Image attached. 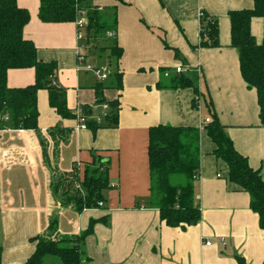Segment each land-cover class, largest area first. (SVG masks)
Segmentation results:
<instances>
[{
    "label": "crops",
    "instance_id": "crops-1",
    "mask_svg": "<svg viewBox=\"0 0 264 264\" xmlns=\"http://www.w3.org/2000/svg\"><path fill=\"white\" fill-rule=\"evenodd\" d=\"M86 1L115 12L117 28L110 40L122 50L117 65L120 89L111 75L99 83L78 66L74 23L44 24L38 19V0H16L19 8L29 12L23 35L33 42L37 59L57 64L56 83L66 90L67 109L73 114L102 102L118 105L114 125L108 122L96 131H75V119L59 117L48 105L47 92L41 90L37 93V133L0 131L1 264L26 262L34 250L32 240L45 233L56 208L49 189L50 167L61 172L76 167L82 174L85 164L99 158L108 165L112 186L103 210L79 215L62 210L58 223L59 236L67 239L85 232L90 220L109 217L107 226L96 225L85 240L89 264H238V258L245 264H263L264 234L258 216L250 210V197L227 180L226 166L213 156L215 147L202 129L205 119L217 120L234 149L264 181V128L259 124L257 96L241 77L228 18L229 12L250 9L251 2ZM200 13L217 20V47H196ZM250 32L261 43L264 20L252 19ZM107 54L99 49L87 51L86 62L112 73ZM177 67L196 73V94L193 89H157L162 70L173 76ZM33 83V69L7 73L11 89ZM98 89L102 102H97ZM193 101H197L194 107ZM157 125L201 130L194 191L201 220L185 230L165 226L157 210L146 207L148 131ZM54 258L45 257L42 264H58Z\"/></svg>",
    "mask_w": 264,
    "mask_h": 264
},
{
    "label": "trees",
    "instance_id": "trees-1",
    "mask_svg": "<svg viewBox=\"0 0 264 264\" xmlns=\"http://www.w3.org/2000/svg\"><path fill=\"white\" fill-rule=\"evenodd\" d=\"M38 19L44 24L75 23L86 19L84 28L87 51L98 49L107 51V65L114 69L111 78L117 89L121 88V76L117 65L122 50L107 36L117 28V18L113 9H100L87 4L86 0H38ZM252 4L250 9L228 13L230 21V44L238 52L239 70L244 83L257 96L258 118L264 128V35L257 43L251 35L250 25L254 18L264 20V0H245ZM30 21L27 10L19 8L16 0H0V131H38L37 93L44 90L48 94V105L63 119H74L66 106V90L56 83L57 64L43 63L37 59V50L32 41L24 38L23 30ZM200 23L197 48L218 46L217 20L204 14ZM111 41V42H109ZM34 70V83L25 88L11 89L7 86V73L11 70ZM157 84L159 90H195L196 73L174 74L163 77ZM101 89L96 91L97 102H102ZM197 101H193V107ZM110 114L101 126L92 118L91 111L82 107L81 113L88 120L89 130L96 131L106 123H116L117 102H110ZM214 145L213 156L224 163L227 180L250 197V210L258 216L259 227L264 234V181L259 172L250 168L247 159L233 147L224 128L217 120L202 128ZM201 130L197 128L157 125L148 131L147 157L150 176L149 196L146 207L157 210L159 219L165 226L180 228L195 226L201 220L200 208L195 199V182L199 177ZM46 157V147L42 137L37 136ZM85 164L82 174L76 167L69 172H61L50 167V194L55 210L48 219L45 233L32 240L34 250L23 264H42L45 257H56L62 264H89L85 253V240L93 234L96 225L108 224V216L90 220L87 230L78 236L63 239L58 233L59 216L62 210H70L79 215L85 210H103L107 193L112 189L107 171L108 165L101 162ZM102 204V206H99ZM101 207V208H100ZM0 246V257H1ZM238 264H245L240 258ZM1 264V258H0ZM264 264V261H263Z\"/></svg>",
    "mask_w": 264,
    "mask_h": 264
},
{
    "label": "built area",
    "instance_id": "built-area-1",
    "mask_svg": "<svg viewBox=\"0 0 264 264\" xmlns=\"http://www.w3.org/2000/svg\"><path fill=\"white\" fill-rule=\"evenodd\" d=\"M204 18V14L200 13L199 14V32H201L204 36V38H207L206 32L202 31V26H205V24L200 23L201 20ZM76 26V35H75V42H76V47H75V52H76V57H77V63L78 66L88 72L91 73L94 78L96 79L97 82H105L107 79H109L111 72L108 68L105 67H96V66H92L90 64H87L86 62V56H87V45L85 44V35H84V28L87 24L86 19L84 17L80 18L77 22L74 23ZM108 37H112V34L109 33L107 34ZM175 73L176 74H181L183 73V69L181 67H177L175 68ZM169 72H164L163 73V77L164 78H168L170 75ZM81 108L75 110V112H73L74 115V119L76 121V127H75V131H85L88 129L87 125H86V121L90 118H92L93 121H95V123L98 126H101L105 121H107V118L109 117L110 114V105L106 102H102L101 104H97L93 107H89L87 109H89L91 111V115L89 116V118H85L83 116V114L81 113ZM210 119H205L203 121V125L202 127H204L205 125L210 124ZM99 206H102V204H99ZM208 245V244H207Z\"/></svg>",
    "mask_w": 264,
    "mask_h": 264
},
{
    "label": "rangeland",
    "instance_id": "rangeland-1",
    "mask_svg": "<svg viewBox=\"0 0 264 264\" xmlns=\"http://www.w3.org/2000/svg\"><path fill=\"white\" fill-rule=\"evenodd\" d=\"M96 45H98V49L100 48V46H102V44H100V43H97ZM173 74V73H172ZM101 208V207H100ZM55 260H56V262L58 263V264H61L60 263V261L57 259V258H54Z\"/></svg>",
    "mask_w": 264,
    "mask_h": 264
}]
</instances>
